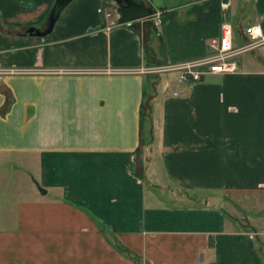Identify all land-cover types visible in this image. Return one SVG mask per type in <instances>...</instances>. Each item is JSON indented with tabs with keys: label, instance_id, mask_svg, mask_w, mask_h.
Instances as JSON below:
<instances>
[{
	"label": "crops",
	"instance_id": "crops-1",
	"mask_svg": "<svg viewBox=\"0 0 264 264\" xmlns=\"http://www.w3.org/2000/svg\"><path fill=\"white\" fill-rule=\"evenodd\" d=\"M137 1L70 0L37 34L55 0H0V66L29 69L0 75V264H264L224 206L264 197V43L193 81L131 70L206 54L222 18L233 46L264 33V0Z\"/></svg>",
	"mask_w": 264,
	"mask_h": 264
},
{
	"label": "built area",
	"instance_id": "built-area-1",
	"mask_svg": "<svg viewBox=\"0 0 264 264\" xmlns=\"http://www.w3.org/2000/svg\"><path fill=\"white\" fill-rule=\"evenodd\" d=\"M100 10V8H98ZM157 22L160 21V11L154 12ZM247 40L238 46L232 45V27L227 19L219 21V32L217 36L207 40L208 51L206 54L183 61H172L146 65L131 69L139 72H175L174 79L177 81H193L201 78L207 73L225 72L235 69L234 55L244 50L252 49L264 43V33L259 24L250 23L244 27ZM25 67H4L0 66V75L5 73L25 72ZM103 71H114L112 68H105Z\"/></svg>",
	"mask_w": 264,
	"mask_h": 264
},
{
	"label": "rangeland",
	"instance_id": "rangeland-1",
	"mask_svg": "<svg viewBox=\"0 0 264 264\" xmlns=\"http://www.w3.org/2000/svg\"><path fill=\"white\" fill-rule=\"evenodd\" d=\"M156 73H164L156 72ZM170 75H175V72H169ZM143 126L145 129H147V126H151L150 128H153L151 121L148 119L144 120ZM144 140V139H143ZM230 195V196H229ZM250 194H228V197L231 201H225V208L231 209L234 208L237 215H247L249 217V220L251 222V225L253 228L260 231L258 234H256V243L259 251L263 254L264 257V197L262 196H254ZM237 207L239 209L237 210Z\"/></svg>",
	"mask_w": 264,
	"mask_h": 264
},
{
	"label": "water",
	"instance_id": "water-1",
	"mask_svg": "<svg viewBox=\"0 0 264 264\" xmlns=\"http://www.w3.org/2000/svg\"><path fill=\"white\" fill-rule=\"evenodd\" d=\"M70 0H55L48 19L46 27L44 29H36L34 27H29V31H34L37 34H45L50 31L60 10L66 5ZM117 3V11L120 14L121 21H130L132 19L148 16L152 13L153 9L151 6L146 5L143 1L137 0H114Z\"/></svg>",
	"mask_w": 264,
	"mask_h": 264
}]
</instances>
